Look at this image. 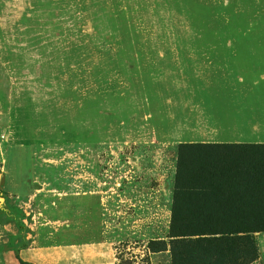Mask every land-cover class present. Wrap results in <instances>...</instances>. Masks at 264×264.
Segmentation results:
<instances>
[{
    "label": "rangeland",
    "instance_id": "obj_1",
    "mask_svg": "<svg viewBox=\"0 0 264 264\" xmlns=\"http://www.w3.org/2000/svg\"><path fill=\"white\" fill-rule=\"evenodd\" d=\"M185 141L264 142V0H0V264L92 244L109 264L237 251L188 235L172 260ZM249 234L247 264H264V231Z\"/></svg>",
    "mask_w": 264,
    "mask_h": 264
},
{
    "label": "trees",
    "instance_id": "obj_2",
    "mask_svg": "<svg viewBox=\"0 0 264 264\" xmlns=\"http://www.w3.org/2000/svg\"><path fill=\"white\" fill-rule=\"evenodd\" d=\"M176 154L169 222L174 263L185 260L188 235H202L191 246L205 252L211 247L206 239L210 235L227 236L241 244L235 252L232 244L220 247L221 255L211 256L214 264L224 254L232 255L230 264L255 261L256 248L249 233L264 231V142L185 141L176 144ZM234 186L252 192L248 196L253 207L226 194ZM241 205L252 209L243 212ZM200 207L206 210L198 211ZM173 228L178 230L173 232ZM178 249L183 252L177 253Z\"/></svg>",
    "mask_w": 264,
    "mask_h": 264
},
{
    "label": "crops",
    "instance_id": "obj_3",
    "mask_svg": "<svg viewBox=\"0 0 264 264\" xmlns=\"http://www.w3.org/2000/svg\"><path fill=\"white\" fill-rule=\"evenodd\" d=\"M91 245L86 247H80L76 248L73 252L70 247L68 249H59L57 250L59 253H61L60 256V262H57L58 264H109L107 259L104 257L96 256L95 254L89 255L88 252L95 251V249L101 250L103 245L99 244L96 245L95 248L94 244H92V248H89ZM60 248V247H59ZM61 251V252H60ZM31 254V251H29ZM53 257V255H52ZM53 264L54 261H52Z\"/></svg>",
    "mask_w": 264,
    "mask_h": 264
}]
</instances>
